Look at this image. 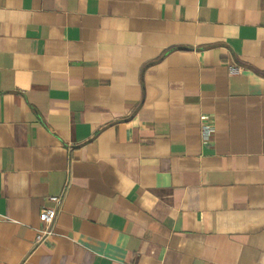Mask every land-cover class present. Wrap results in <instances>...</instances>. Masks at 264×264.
Returning a JSON list of instances; mask_svg holds the SVG:
<instances>
[{
    "label": "crops",
    "instance_id": "obj_1",
    "mask_svg": "<svg viewBox=\"0 0 264 264\" xmlns=\"http://www.w3.org/2000/svg\"><path fill=\"white\" fill-rule=\"evenodd\" d=\"M0 264H264V0H0Z\"/></svg>",
    "mask_w": 264,
    "mask_h": 264
},
{
    "label": "built area",
    "instance_id": "obj_2",
    "mask_svg": "<svg viewBox=\"0 0 264 264\" xmlns=\"http://www.w3.org/2000/svg\"><path fill=\"white\" fill-rule=\"evenodd\" d=\"M241 72L240 67H229V74L236 76ZM210 127L203 125L201 129L202 138L208 139L210 136ZM49 201L53 203L51 207H43L39 214V224L35 229L36 235L34 238V245H40L44 241L51 239L55 234V221L60 213V208L64 201V194L58 196H50Z\"/></svg>",
    "mask_w": 264,
    "mask_h": 264
}]
</instances>
